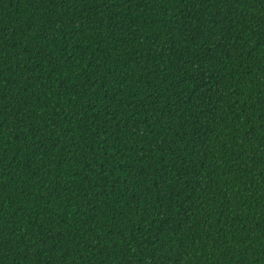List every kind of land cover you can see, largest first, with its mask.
<instances>
[{
	"label": "trees",
	"instance_id": "1",
	"mask_svg": "<svg viewBox=\"0 0 264 264\" xmlns=\"http://www.w3.org/2000/svg\"><path fill=\"white\" fill-rule=\"evenodd\" d=\"M0 264H264V0H0Z\"/></svg>",
	"mask_w": 264,
	"mask_h": 264
},
{
	"label": "snow or ice",
	"instance_id": "2",
	"mask_svg": "<svg viewBox=\"0 0 264 264\" xmlns=\"http://www.w3.org/2000/svg\"><path fill=\"white\" fill-rule=\"evenodd\" d=\"M235 2H237V0H235ZM238 2H240V0H238Z\"/></svg>",
	"mask_w": 264,
	"mask_h": 264
}]
</instances>
